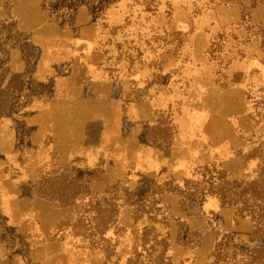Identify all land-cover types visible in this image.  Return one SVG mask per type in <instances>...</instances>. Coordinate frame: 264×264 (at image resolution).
<instances>
[{"label":"crops","instance_id":"0c3cea01","mask_svg":"<svg viewBox=\"0 0 264 264\" xmlns=\"http://www.w3.org/2000/svg\"><path fill=\"white\" fill-rule=\"evenodd\" d=\"M133 3L0 0V264H133L146 233L159 264L255 247L254 221L209 193L247 161L228 158L242 144L207 34L158 13L177 41L154 45ZM92 208L112 211L94 239Z\"/></svg>","mask_w":264,"mask_h":264},{"label":"rangeland","instance_id":"374dc122","mask_svg":"<svg viewBox=\"0 0 264 264\" xmlns=\"http://www.w3.org/2000/svg\"><path fill=\"white\" fill-rule=\"evenodd\" d=\"M133 2L127 15L131 19L129 27L139 30L137 23L146 20L147 24L144 23L143 27L151 33L150 40L152 37L156 39L154 45L177 41L176 34L154 23L153 18L158 13L167 18L187 16L195 20L194 29H203L207 34L208 60L219 66L224 80L229 81L230 127L242 144L239 149L235 147L236 151L230 152L228 158L241 157L247 161L246 172L240 180L220 179L221 175L218 174L215 178L219 180H216L210 192L228 204L239 203L238 208L244 215L252 216L255 223V247L242 251L232 247L228 252L224 250L222 259L239 264H264V0L255 8H250L248 1L243 0ZM180 39L183 41L182 36ZM241 116L243 118L239 119ZM56 188L66 190H59L58 194L63 197L76 192V188L70 185ZM111 213V209H101L98 213L93 208L86 213L85 225L93 239L100 235L94 232V226L107 223ZM152 239L151 233L144 234L142 245L133 256V264H159V249L154 248ZM253 250L258 252L255 259L250 255Z\"/></svg>","mask_w":264,"mask_h":264},{"label":"trees","instance_id":"16d2710c","mask_svg":"<svg viewBox=\"0 0 264 264\" xmlns=\"http://www.w3.org/2000/svg\"><path fill=\"white\" fill-rule=\"evenodd\" d=\"M243 1H248V3L250 4V8H255L256 6H257V4L258 3H260V1L261 0H243ZM243 3V2H242ZM255 159V158H254ZM220 179H225V178H223V176H220ZM216 180H219V179H217L216 178ZM238 185V187H239V184H237ZM214 187V184L213 185H210V189H214L213 188ZM212 195H216V194H214V193H212V192H210ZM218 198H219V200H220V202H221V204L224 206V205H227V206H234V207H236L237 208V210H239V212H240V214L243 216L244 215V213H242V211L238 208V205H239V203H237V202H235V203H231V204H228L227 202H225L223 199H221V197L220 196H218V195H216ZM246 215V214H245ZM246 216H249V215H246ZM252 220H253V218H252V216H249ZM258 252H256V251H253V252H251V254L250 255H253V258L255 259V254H257Z\"/></svg>","mask_w":264,"mask_h":264}]
</instances>
